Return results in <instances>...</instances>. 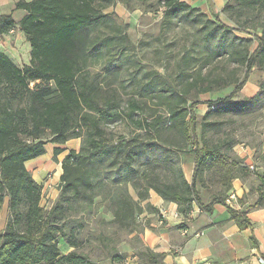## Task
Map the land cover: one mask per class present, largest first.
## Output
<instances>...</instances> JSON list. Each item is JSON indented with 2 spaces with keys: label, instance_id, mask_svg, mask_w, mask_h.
<instances>
[{
  "label": "trees",
  "instance_id": "1",
  "mask_svg": "<svg viewBox=\"0 0 264 264\" xmlns=\"http://www.w3.org/2000/svg\"><path fill=\"white\" fill-rule=\"evenodd\" d=\"M157 1L165 8L166 25L180 14L194 11L182 0ZM112 3L113 0H19L16 10L26 12L20 22L12 14L0 16V41L19 29L31 46L30 65L23 68L0 51V215L7 198L9 208L7 227L0 235V264H98L81 251L83 241L76 236V227L66 222L67 212L73 207L89 210L99 198L107 204L112 216L109 223L116 230L113 237H100L110 264H127L128 253L111 245L121 234L135 235L133 238L142 242L139 234L143 229L137 222L142 210L140 201L149 200L152 191L166 204H178V213L184 219L190 217L194 205L211 214L215 205L221 204L227 206L230 219L238 225L250 224L247 213L228 206L226 199L233 181L253 171L237 157L229 164L231 157L225 148L233 149L236 142L215 139L213 135L222 132L224 117L241 115L264 101V84L254 97L234 100L255 69L264 71V33H249L256 43L253 52L230 53V61L246 69L244 78L236 81L228 97L208 100L199 122L200 103L189 105L184 96L193 90L204 94L220 92L229 86L225 77L199 74L177 90L169 85L170 90L165 92L176 100L167 113H160L151 109L143 89L123 100L114 85L118 77L114 83H106L101 73L86 69L92 66L90 55L105 58L102 46L93 43L92 33L109 20L110 14L104 10ZM234 4L264 11V0H231L223 11ZM211 15L216 30L236 31L218 13ZM117 68L109 62L104 71L117 76ZM21 101L26 104L14 106ZM120 120L133 130L131 137L116 138L108 132L107 124ZM72 139H82L81 149L71 151L62 162L61 194L48 210L41 206L43 188L33 180L26 163L46 154L47 144L61 145ZM190 147L195 158L191 182L177 161L179 154ZM60 153L55 149V159ZM213 169L223 173L225 188L223 194L204 203L197 181L205 171ZM257 179L254 193L258 197L253 209L264 208V171L257 173ZM59 238L65 240L70 251L63 253ZM134 257L138 258L136 264H164V256L145 245L136 250Z\"/></svg>",
  "mask_w": 264,
  "mask_h": 264
},
{
  "label": "rangeland",
  "instance_id": "2",
  "mask_svg": "<svg viewBox=\"0 0 264 264\" xmlns=\"http://www.w3.org/2000/svg\"><path fill=\"white\" fill-rule=\"evenodd\" d=\"M187 1L194 11L189 14H180L171 24L166 25L164 23L165 8L159 6L157 0H113V3L104 10V13L110 14L109 20L97 26L92 33L93 43L96 46H102L105 58L99 60L95 57L91 58L90 55L89 65L92 66L86 69L93 73H101L106 83H114V78L118 77L114 85L123 100L138 95L136 93L143 89L148 94L146 99L151 109L160 113H167L176 100L174 95L165 92L170 90L169 85L177 90L182 83L188 79L189 81L194 79L199 74L208 77H225L229 81V86L220 92L204 94L202 91L193 90L189 96H184L186 100L188 99L189 105L192 102L200 103L197 107L200 122L207 110L205 103L208 100L228 97L234 91L236 81L244 78L246 69L230 61L229 55L233 51H254L256 43L249 33L258 35L264 33V11L259 8L248 9L238 4H234L228 11H223L224 6L231 0ZM205 2H208V6ZM152 8H155V11ZM211 10L218 13L220 19L236 31L225 33L222 30H216ZM109 62L118 66L117 76L104 71L105 65ZM263 84L264 71L255 69L234 100L253 97L261 90ZM7 95L11 96L8 93ZM137 97L140 98V96ZM25 104L26 101H21L16 102L14 106ZM222 121L225 123L222 132L213 137L236 142L233 149L225 148L231 157L229 160L231 164L235 157L238 158L235 149L245 150L257 147L264 139V101L253 110L241 115H227ZM107 129L116 138H129L134 133L122 120L108 123ZM198 133L200 136V128ZM79 140L77 144L71 146L77 152L82 146V139ZM194 160L191 147L177 157L187 180H191ZM57 165L54 162V169L42 181L43 186L47 185V182L51 183L43 197L46 200L44 207L48 210L53 207L61 194L63 169L61 166L57 169ZM222 177L223 173L214 169L205 171L199 177L197 189L204 203H208L215 195L223 194L225 187ZM129 189L136 197L131 185ZM52 191L58 193L55 200L49 197ZM46 197L49 198L46 199ZM140 205L142 210L138 214L137 222L143 229L139 234L142 242L133 238L135 235L121 234L119 237L121 241L117 238L111 243L119 252L128 253L127 264L138 263V258L134 257L136 250L143 249L144 231L153 219L151 215L156 213L148 206L153 207L151 196L147 201H140ZM76 207L67 212L66 223L68 226L76 227V236L83 241L81 251L98 264H110L108 250L100 240L103 236L113 237L116 231L115 227L109 223L112 216L107 204L99 198L98 203L88 208L89 210L82 207L76 209ZM184 220H191V218ZM58 242L63 253L71 250L64 239L59 238Z\"/></svg>",
  "mask_w": 264,
  "mask_h": 264
},
{
  "label": "crops",
  "instance_id": "3",
  "mask_svg": "<svg viewBox=\"0 0 264 264\" xmlns=\"http://www.w3.org/2000/svg\"><path fill=\"white\" fill-rule=\"evenodd\" d=\"M18 1L0 0V16L12 14L15 21L20 22L26 12L16 10L15 5ZM184 2L190 5L187 0ZM205 4L208 6V2ZM0 51L6 53L21 68L30 65L31 46L19 29L2 38ZM78 141L80 140L72 139L61 145L49 143L46 145V154L26 163L33 180L42 186L43 197L51 183L47 182V185L43 186L42 181L54 169V162L58 164L57 169L59 166L62 167V162L70 151H76L71 146ZM55 149L61 150L57 159L54 157ZM235 152L243 166L250 170L251 167L255 169L247 178L239 176L232 183V192L237 197L232 207L246 212L250 224L238 225L230 219L227 206L221 204L215 205L211 214L204 213L195 206L190 215L191 220L185 221L182 217H176L178 204H165L163 199L152 191L151 204L158 212L151 215L153 219L144 231L143 240L151 251L164 256V264H264V208H251L258 197L254 193L258 185L257 173L264 171V139L257 147L245 150L238 148ZM191 180L188 179L189 182ZM57 196L58 193L55 191L49 195L52 200ZM43 197L42 207L46 202ZM163 210L168 212L167 219L164 220L160 215ZM201 212L202 214H199ZM8 218L7 198L0 215V235L7 227Z\"/></svg>",
  "mask_w": 264,
  "mask_h": 264
},
{
  "label": "built area",
  "instance_id": "4",
  "mask_svg": "<svg viewBox=\"0 0 264 264\" xmlns=\"http://www.w3.org/2000/svg\"><path fill=\"white\" fill-rule=\"evenodd\" d=\"M14 31H11L10 33H13ZM32 86H33V83L31 84ZM251 170H255L253 167H251ZM237 201V197H236V194L234 193V192H231L230 194H229V196H228V198L226 199V204L228 205V206H233V204L235 203ZM165 203V202H164ZM166 204V203H165ZM192 214V213H191ZM161 218H162V220H164V219H167V216H168V212L166 211V210H163L162 212H161ZM176 217H178V218H181L182 216L181 215H179V213H177V215H176ZM183 218V217H182ZM184 219V218H183Z\"/></svg>",
  "mask_w": 264,
  "mask_h": 264
}]
</instances>
